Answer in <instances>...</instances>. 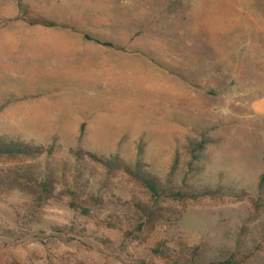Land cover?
Instances as JSON below:
<instances>
[{
	"label": "rangeland",
	"instance_id": "1",
	"mask_svg": "<svg viewBox=\"0 0 264 264\" xmlns=\"http://www.w3.org/2000/svg\"><path fill=\"white\" fill-rule=\"evenodd\" d=\"M13 22L70 26L128 53L111 130L50 135L54 122L36 119L30 89L0 81V135L45 148L26 162L56 167L60 180L64 166L84 167L99 194L127 204L85 217L65 198L39 209L23 192L2 191L0 264H175L152 252L160 246L171 256L195 251L202 264H264V0H0V28ZM80 149L140 160L164 179L176 162L170 177L183 191L218 193L156 205L133 177L77 160L71 151ZM135 203L173 214L138 229ZM54 227L74 240L51 238ZM76 239L104 255L79 258L87 247Z\"/></svg>",
	"mask_w": 264,
	"mask_h": 264
},
{
	"label": "crops",
	"instance_id": "2",
	"mask_svg": "<svg viewBox=\"0 0 264 264\" xmlns=\"http://www.w3.org/2000/svg\"><path fill=\"white\" fill-rule=\"evenodd\" d=\"M126 53L81 29L13 22L0 28V81L8 89H30L37 98L36 119L54 122L50 135L111 130L112 98Z\"/></svg>",
	"mask_w": 264,
	"mask_h": 264
},
{
	"label": "trees",
	"instance_id": "3",
	"mask_svg": "<svg viewBox=\"0 0 264 264\" xmlns=\"http://www.w3.org/2000/svg\"><path fill=\"white\" fill-rule=\"evenodd\" d=\"M104 44L111 45L109 43ZM52 150L53 145L49 147L48 154H51ZM44 151L45 148L42 146L30 145L19 139L0 135V159L8 161L5 164L0 165V192L5 190H18L23 192L31 197L33 205L39 209L50 205L52 201H58L65 198L67 200V205L71 209L85 217H91L93 216V211L102 210L113 203H120L122 205L127 204V202L122 201L120 197L113 196L114 198L108 197V199H106L107 197L99 194L94 189L90 181V176L85 174L84 167L78 166L70 169L67 168V166H64L62 169V179L60 180L59 176L56 174V167L51 168L46 163L41 171L35 164L25 161L26 159H33L42 155ZM71 153L77 160L87 158L101 164L108 174L122 172L133 177L149 192L150 198L156 205L160 200L175 202L186 197L198 198L202 196H214L218 193V191L212 189H205L202 191L186 189V192L183 191L184 189L173 183L174 180L170 177L176 169V162L173 167H171L169 177L164 179L160 175L152 173L149 164H142L140 160H138L135 165H131L124 159L118 157V155L104 157L99 156L92 151L82 149L76 151L72 150ZM67 172L71 173V179L68 177ZM258 188L264 190V172L259 176ZM153 203H135V208L138 213V218L136 219L138 229H140L141 226L145 228L155 227L157 222L162 223L164 218L168 217L167 215L173 214L170 206H167V209H162V207L156 208L157 206ZM69 232L70 231L65 227H54L52 228L50 237L61 239L64 242H71L74 240L75 236H68L72 233ZM66 236L67 238H65ZM76 240L82 245H85V242H80L79 239ZM86 247L87 248L85 249L81 246L80 250L85 249V252H83L85 256L81 255L79 258L89 257L93 259L95 252L100 256L104 255L103 251H96L94 248L90 249L91 247ZM151 250L155 255L173 259L175 264H202L195 259V251L192 252L191 255L181 252L178 255L171 256L165 248H162V246ZM138 261L143 263L141 258H139ZM65 263L66 262H64L61 257L58 262L50 260L48 263L38 264ZM10 264L25 263L12 260ZM125 264L131 263L128 262ZM209 264H235V261L230 258L225 261L212 262Z\"/></svg>",
	"mask_w": 264,
	"mask_h": 264
}]
</instances>
